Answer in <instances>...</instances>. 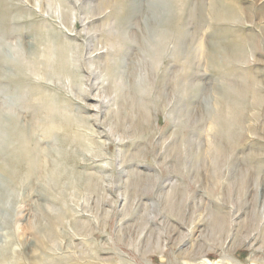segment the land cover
Instances as JSON below:
<instances>
[{"label": "rangeland", "instance_id": "1", "mask_svg": "<svg viewBox=\"0 0 264 264\" xmlns=\"http://www.w3.org/2000/svg\"><path fill=\"white\" fill-rule=\"evenodd\" d=\"M185 2L0 7V264H264V0Z\"/></svg>", "mask_w": 264, "mask_h": 264}, {"label": "bare ground", "instance_id": "2", "mask_svg": "<svg viewBox=\"0 0 264 264\" xmlns=\"http://www.w3.org/2000/svg\"><path fill=\"white\" fill-rule=\"evenodd\" d=\"M33 1H35V0H33ZM176 1V3H180V6L179 7H181V6H184V5H186L185 3V0H175ZM173 2H174V0H173ZM0 7H2L3 9H5V10H7L8 8L6 7V0H0ZM179 7H178V11L179 12H177L178 13V16H180L179 14H180V9H179ZM1 11L2 10H0V21H1V23L3 22V24L5 25V24H10L11 22H8L7 20H3L2 19V15H1ZM130 13H133V10L130 8ZM131 16H132V14H130ZM215 16H217V17H222L223 15H222V13L220 12V11H217V14L215 15ZM178 19H179V17H178ZM120 23V22H119ZM2 25H0V27H1ZM1 29V28H0ZM2 31H3V29H1ZM114 30H116L118 33L117 34H115L117 37H122V36H120V32L118 31V29H117V27H114ZM1 31V32H2ZM174 35L175 36H177L176 35V33H175V31H174ZM169 39L171 38L172 39V37H168ZM177 38V37H176ZM19 39V38H18ZM121 41H123V40H121ZM124 42H126V41H124ZM127 48H128V46H127ZM201 49V48H200ZM198 50V49H197ZM202 50V49H201ZM197 52V51H196ZM200 52V51H199ZM206 53V52H205ZM6 54V53H5ZM194 54V53H193ZM121 55V54H120ZM6 56V55H5ZM4 56V57H5ZM123 57V56H122ZM3 58V57H2ZM6 61V60H5ZM194 63V62H193ZM11 66V65H10ZM13 66V65H12ZM15 66V65H14ZM0 74H1V72H0ZM195 75V74H194ZM221 76V75H220ZM193 77V76H192ZM4 78V77H3ZM1 83V82H0ZM227 83H229V82H227ZM231 83V82H230ZM122 88V87H121ZM159 92V91H158ZM126 97V96H125ZM2 111L0 110V135H1V132H3V130H4V126H3V123H2V113H1ZM198 112V111H197ZM194 118V117H193ZM14 123V122H13ZM9 129H10V127H9ZM10 131H11V129H10ZM13 134V133H12ZM20 135V134H19ZM26 135H27V133H26ZM1 140V139H0ZM18 141H19V139H18ZM21 142H26V141H24V140H22ZM2 143L3 142H0V146L2 145ZM20 144V143H19ZM23 144V143H22ZM29 144V143H28ZM21 145V144H20ZM8 146V145H7ZM25 146H27V145H25ZM2 147V146H1ZM19 147V146H18ZM17 147V148H18ZM6 148V147H5ZM5 148H3L2 150H4ZM22 148H25V147H22ZM21 148V149H22ZM16 149V148H15ZM26 149H27V147H26ZM1 150V149H0ZM8 150V149H7ZM17 150V149H16ZM30 150H32V149H30ZM14 151V150H13ZM19 151H20V149H19ZM24 151H26V150H23V152ZM16 152V151H15ZM28 152H29V150H28ZM32 153H34V152H32ZM32 153H30V155H32ZM26 154H27V152H26ZM23 155V154H22ZM34 155V154H33ZM26 156V155H25ZM27 157V156H26ZM33 158L35 157V155L34 156H32ZM23 159H25V158H23ZM32 160H35V159H32ZM17 162H18V160H16ZM24 162V161H23ZM27 162V161H26ZM16 163V162H15ZM28 163V162H27ZM18 164H20V163H18ZM22 164V163H21ZM24 164V163H23ZM36 164V163H35ZM14 165V164H13ZM37 165V164H36ZM22 166V165H21ZM15 167H16V165H15ZM22 168H24V167H21V169ZM3 170V169H2ZM32 170V169H31ZM2 172V171H1ZM20 172V171H19ZM18 174H20V173H18ZM20 178V177H19ZM50 221H52L51 222V227H53V222L55 221L54 220V218L53 217H51L50 218ZM29 250V249H28ZM30 251V250H29Z\"/></svg>", "mask_w": 264, "mask_h": 264}]
</instances>
